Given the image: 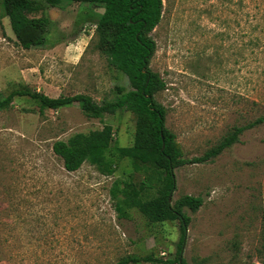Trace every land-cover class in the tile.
I'll list each match as a JSON object with an SVG mask.
<instances>
[{"label": "rangeland", "instance_id": "374dc122", "mask_svg": "<svg viewBox=\"0 0 264 264\" xmlns=\"http://www.w3.org/2000/svg\"><path fill=\"white\" fill-rule=\"evenodd\" d=\"M0 0V97L27 87L49 97L89 95L97 103L130 88L126 75L96 48L101 4L40 5L29 17L52 22L47 42L22 48ZM155 42L150 70L165 88L155 95L164 125L182 157H199L232 130L238 140L212 160L174 168L173 204L199 196L189 217L181 257L187 264H261L264 259V0H162L148 34ZM260 122L254 123L257 119ZM254 123V124H253ZM113 128V144L130 146L135 116L120 109L87 116L77 102L39 111L16 96L0 111V264H114L125 255L176 256L178 220L150 222L138 211L120 218L110 188L116 179L140 183L149 171L120 158L111 175L88 161L68 172L52 151L56 140ZM156 195L145 189L143 198Z\"/></svg>", "mask_w": 264, "mask_h": 264}, {"label": "trees", "instance_id": "16d2710c", "mask_svg": "<svg viewBox=\"0 0 264 264\" xmlns=\"http://www.w3.org/2000/svg\"><path fill=\"white\" fill-rule=\"evenodd\" d=\"M78 1L102 5L103 12L95 20L96 48L107 57L109 65L126 75L130 88L124 90L117 87L118 96L115 99L97 103L87 94L49 97L23 87L0 97V111L8 108L16 96H28L40 112L70 106L75 102L87 116L95 118L114 114L120 109L131 111L135 116L132 145L113 144V128L105 124L98 130L75 133L65 141H54L52 151L61 158L63 168L68 172L76 171L83 162L88 161L100 173L111 175L116 171L118 160L124 157L144 165L149 174L140 183L128 179L113 181L110 195L114 210L120 218H130L136 210L150 222L178 220L180 236L176 256L168 262L187 264L181 252L190 219L182 208L195 211L202 204V198L186 194L170 203L169 198L175 187L174 168L186 163L212 160L235 143L246 127L234 126L202 156L190 159L182 157L175 134L164 125L165 108L155 99V95L165 88V83L157 72L149 68L156 45L148 34L161 19L162 0H2V16L9 17L17 43L28 49L47 42L52 21L48 17H29L26 11L40 5L62 7ZM260 121L259 118L254 123ZM148 188H156V195L145 199L142 193ZM262 212L264 221V207ZM262 238L264 247V234ZM148 260H151L149 255H125L114 264H140ZM261 264H264V259Z\"/></svg>", "mask_w": 264, "mask_h": 264}, {"label": "water", "instance_id": "95a60500", "mask_svg": "<svg viewBox=\"0 0 264 264\" xmlns=\"http://www.w3.org/2000/svg\"><path fill=\"white\" fill-rule=\"evenodd\" d=\"M162 147H163V143H162ZM169 200H170V198H169Z\"/></svg>", "mask_w": 264, "mask_h": 264}]
</instances>
